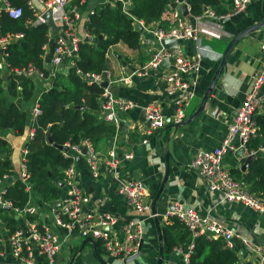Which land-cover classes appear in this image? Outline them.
I'll return each instance as SVG.
<instances>
[{"label": "crops", "instance_id": "crops-1", "mask_svg": "<svg viewBox=\"0 0 264 264\" xmlns=\"http://www.w3.org/2000/svg\"><path fill=\"white\" fill-rule=\"evenodd\" d=\"M222 7L229 10L228 13H230L233 8V1L224 0ZM85 12L82 13L83 17L76 28L79 37H83L86 33L85 23L88 18L84 19ZM227 19L226 22L223 19L214 24H207L206 30L200 34L202 46L205 48L200 72L201 82L195 100L186 111V119L192 117L199 110L232 38L248 27L264 20V0H253L244 13ZM166 24L163 16L161 22L146 25L142 32L141 44L137 49H130L125 44L120 43L108 51L107 70L105 71L112 81L110 89L115 91L117 96L135 102L138 107L119 113L122 122L118 135V153L122 162L116 175L105 164L110 149V141L113 139L111 138L100 150L95 149L101 158L100 176L97 179L94 178L86 161H77V181L80 188L91 198L89 209L95 212L110 213L118 218V223L113 231L120 240L123 239V226L130 221H141L145 231L142 254L129 264H158L161 247L164 248L163 264H186L183 258L185 250L181 247H175L169 251L163 235L162 239L159 238L155 220L149 218L148 214L141 215L129 208L125 198L118 190L119 178L126 180L140 178L146 185L147 201L152 202L165 178L166 158L169 155V180L162 199L157 204V217L161 233L163 234V227L170 224L165 214L173 208V203H180L186 208L197 211L203 217L216 220L223 227L233 231L235 235L234 250L239 256V264L241 262L257 264L255 256L242 245L240 239L264 244V215L258 214L241 204L227 203L220 193L210 192L205 181L191 171L188 164L199 151H213L226 138L236 111L251 92L253 77L261 67V43L264 41V28L244 37L234 46L225 68L226 74L223 80L219 81V84L224 85V89L216 91V94H210L205 110L198 118L183 127L177 128L173 122L175 107L169 101L165 85L160 80L162 72L165 71L164 68L151 71L149 77L146 78H141L136 74V71L146 65L156 50L160 48L158 43H152L153 37L150 30L158 25L165 27ZM180 49L183 54L192 56L196 52V43L192 40L181 41ZM52 54L50 49L46 51L44 56L46 63L51 62ZM122 61L126 62L127 65L124 66ZM73 64L72 60L67 61L64 66L59 68L58 73L67 74ZM0 72L2 78L5 72H8V77L12 74L7 69L0 70ZM8 77L7 80L3 79L5 83H7ZM122 78L130 79L128 83L118 82ZM32 80L35 83L36 92L39 93V98L42 92L48 91L53 86V81L50 79L32 78ZM15 102L21 110L27 112L29 124L23 135H17L12 129H0V139L9 143L11 149L9 154H3L0 157L2 161L8 159L11 163V170L8 173L10 180L7 181L9 187L20 179L23 151L27 149L31 140L30 132L36 120L32 115L33 104L31 102H25L21 95L16 98ZM150 105L162 108L166 125L161 130L148 135L146 134L148 126L146 113L145 118L142 117V113ZM259 116H264V109L257 117ZM101 118L103 119L102 116ZM125 122L128 123V126ZM115 132L116 127L113 135ZM125 154H131L133 158L127 160L124 158ZM260 155L264 157L263 152ZM245 163L246 161L237 156V153H228L223 161L225 168L239 182L243 181L248 170L247 168L245 172L243 171ZM64 189L61 198L68 191L66 186ZM101 198L104 199L103 202L100 200ZM32 203L38 209L37 220L39 223L45 224L61 240L65 241L57 264H71L73 259V264H77L79 260L81 264H101L92 244L83 245L85 239L78 241L80 236L76 234L68 236L65 230L54 225L50 204L44 203L35 194L32 195ZM6 212L10 215L8 211ZM5 217L6 213L0 211V233L7 228ZM17 224H19L18 221ZM4 251L5 255L0 254V264H19L12 256L8 244H5ZM99 254L107 264H125V261L111 258L104 253V250ZM35 264L46 263L43 257L37 256Z\"/></svg>", "mask_w": 264, "mask_h": 264}, {"label": "built area", "instance_id": "built-area-1", "mask_svg": "<svg viewBox=\"0 0 264 264\" xmlns=\"http://www.w3.org/2000/svg\"><path fill=\"white\" fill-rule=\"evenodd\" d=\"M72 0H24L27 7L33 12L36 21L35 24H46L43 15L50 10L53 21L57 27L55 38V47L52 59L48 69L49 76L30 64L24 68H12L8 63V46L24 38V34L1 35L0 30V70L7 69L18 76L26 78L53 79L58 74L59 68L64 66L67 60L77 57L79 47L86 42L89 36L87 33L83 37L77 34V24L82 19V13L79 8H69ZM88 0H83L82 7ZM123 5V10L128 13L130 1L115 0ZM232 11L226 15L219 16L212 8H207L204 14L192 16L190 5L188 10L190 15L185 17L180 9L185 4V0H177L169 5L164 14L166 26H157L150 30L153 37L152 43H158L160 48L152 55L150 61L136 71L141 78L149 77L153 70H161L160 65L164 60L169 65L164 68L160 80L165 85V91L169 101L175 107L173 122L179 125L186 119V111L191 107L197 96V89L201 82L200 72L202 61L205 56V48L202 46L200 34L206 29L207 24H214L223 19L231 18L244 13L253 0H232ZM175 4L177 8H173ZM8 15L11 19L18 20L23 16V8L13 5L9 0H0V21L3 15ZM94 10L90 11V15ZM137 26L146 28L144 21H136ZM159 24V23H158ZM52 38V31H51ZM175 38L179 42L178 48L168 49L162 44L164 40ZM192 40L196 43V52L192 56L183 54L180 49V42ZM45 51L50 49L48 45ZM262 64L260 69L253 77L251 92L246 96L241 106L236 111L233 123L228 128V133L222 144L213 151H199L193 156L188 168L201 177L212 193H220L227 203H237L249 208L250 210L264 215V199L251 193L247 186L237 181L231 172L225 168L223 161L228 153H237L243 150L241 157L246 160L248 157H257L264 148L252 150L249 147L250 142L258 137L259 126L257 116L264 109V41L261 43ZM77 73L82 75L81 71ZM93 77L89 84H97L101 87L104 81L109 82V86L104 89L101 101V116L103 120L116 127L113 139L110 141V149L106 157L105 164L110 171L116 172L121 165L122 158L118 153L119 141L118 135L121 130V119L119 113L127 112L138 107L130 100L123 99L110 89L112 81L109 74L104 71L102 74H87ZM130 78H122L118 82L128 83ZM39 100L32 106V115L37 119L41 115ZM148 121L147 133L153 134L154 131L161 130L166 125V118L162 108L156 105H150L145 108ZM216 113V112H215ZM216 115V114H215ZM35 136V131L30 132V139ZM147 143V141H145ZM63 147L68 151L61 150L65 158H71L72 163L65 171L64 187L68 191L63 198L51 203V214L54 225L65 230L68 236L78 235L82 239L91 238L101 244L104 253L114 259L125 261L135 257L144 240L145 231L141 221H130L123 226V239L120 240L114 233V227L118 223V218L110 213L95 212L89 209L91 198L83 191L77 181V159L83 157L86 161L94 178L100 176L101 158L89 140H83L80 144L67 143ZM86 148V154H83V148ZM29 151H23V161L21 165L20 179L26 182L27 178V160ZM124 158L130 160L131 154H125ZM10 174L6 173L0 176V210H6L11 217H15L19 224L14 231L8 226L0 233V254L5 255V244L11 249V254L19 264H35L37 256L43 257L46 264H57V259L63 250L64 240H61L49 227L39 223L37 220L39 212L32 203V196L24 208L14 207L13 203L5 198L9 185ZM118 190L125 198L129 208L135 210L138 214H148L149 218L155 219L158 215L152 212V202L147 201L148 194L143 181L138 179L118 180ZM27 191L32 193L31 186L27 185ZM102 202L103 198L100 199ZM165 217L169 220L176 218L190 232L192 243L187 251L183 252L184 261L190 264V257L194 250V242L199 237H207L209 240L222 239L225 248L235 249V235L229 228L223 227L216 220H211L201 216L197 211L186 208L180 203H173V208L169 210ZM242 245L247 248L255 259L257 264H264V244L253 243L246 239H240ZM240 264H245L241 262Z\"/></svg>", "mask_w": 264, "mask_h": 264}, {"label": "trees", "instance_id": "trees-1", "mask_svg": "<svg viewBox=\"0 0 264 264\" xmlns=\"http://www.w3.org/2000/svg\"><path fill=\"white\" fill-rule=\"evenodd\" d=\"M9 1L23 8V16L14 20L4 14L0 21L1 35L22 33L24 38L8 46V63L12 68H24L33 64L48 77L50 72L45 68L44 56L45 47L51 40L50 27L47 24H35L36 18L24 0ZM82 1L72 0L69 8L77 7L84 13L88 3L80 7ZM128 1L129 14L124 12L122 3L115 0H105L94 9V14L89 15L85 23V31L89 36L97 38V41L81 44L77 58L73 61L74 65L68 73H58L53 79V86L42 92L38 102L42 113L32 125L35 136L27 145L29 153L26 156V182L17 180L5 195L14 207L24 208L34 194L47 204L54 203L63 196L65 189L60 184H64L65 171L72 159L65 158L60 147L67 143L78 145L83 140H89L95 149L100 150L113 138L115 126L101 118L104 89L97 84H89L85 75H99L107 70V53L111 47L123 43L130 49H137L141 44L142 32L136 21H144L146 25L161 22L169 5L177 0ZM223 2L224 0H190L191 15L200 16L207 8H212L219 16L226 15L229 10L222 7ZM100 36L103 38L99 39ZM78 70L82 75L77 73ZM35 92V83L31 78L12 73L5 83L0 72V129H12L17 135L25 133L29 116L18 107L15 100L21 95L29 103ZM256 119L260 130L258 137L249 144L252 150L264 147V116ZM10 152L9 143L0 139V157ZM260 154L249 164L242 182L251 193L264 199V157ZM10 170V161H2L0 158V176ZM27 185L31 186L32 193L27 191ZM0 211L6 213L7 226L14 231L17 227L16 218L11 217L6 210ZM168 221L170 224L163 227L162 234L168 250L181 247L187 251L192 242L190 232L178 219L171 218ZM102 251L101 244L98 243V252ZM239 262L238 254L235 250L225 248L222 239L209 240L205 236L195 240L190 257V264ZM77 264H81V261Z\"/></svg>", "mask_w": 264, "mask_h": 264}, {"label": "water", "instance_id": "water-1", "mask_svg": "<svg viewBox=\"0 0 264 264\" xmlns=\"http://www.w3.org/2000/svg\"><path fill=\"white\" fill-rule=\"evenodd\" d=\"M105 0H88V5H87V8L88 10L85 12L84 14V19H87L90 15V11L91 10H94L95 8H97V6H99L101 3H104ZM188 5H190V0H185V4L183 6L180 7L183 15L185 17H188L190 15V12L188 10ZM109 7H112L111 4H109ZM173 8H177V6L175 4L172 5ZM43 19L45 20V23L50 27L51 31H52V38L50 40V50L51 52L53 53L54 52V47H55V38L54 36L57 35V27L53 21V18H52V14H51V11L48 10L45 12V14L43 15ZM228 19H224V22H226ZM264 28V20L261 21L260 23L258 24H255L253 26H250L248 27L246 30H244L243 32H241L240 34L236 35L234 38H232V40L230 41L224 55H223V58H222V61H221V64H220V67L219 69L217 70L210 86H209V89H208V92L205 94L204 98H203V101L201 103V106L199 108V110L190 118L184 120L182 123H180L179 125H176L177 128H180V127H183L184 125L186 124H189L191 121L195 120L196 118H198L205 110V106H206V103L208 101V98L210 96V94H216V91L220 90L222 91L224 89V85L223 84H219V81L220 80H223V77L225 76L226 74V66H227V63H228V60L231 56V53H232V50L234 48V46L241 40L243 39L244 37L246 36H249L250 34L254 33L256 30H259V29H262ZM140 31L143 32V28L140 27ZM103 37L100 36L99 39H102ZM87 43H90V42H96L97 41V38H93L91 36H88L85 40ZM163 46L165 48H168V49H172V48H178L179 46V42L175 39V38H172V39H167V40H164L162 42ZM139 48V47H138ZM122 64L124 66L127 65L126 62L122 61ZM169 65V62L167 60H164L162 62V64L160 65V68H165ZM47 68L50 69L51 68V64H48L47 65ZM7 77H8V72H5V74L3 75V79L4 80H7ZM85 79L87 81H93V77L91 76H86ZM109 86V82L108 81H104L102 84H101V88L102 89H105ZM114 94L117 95V93H115L114 91ZM39 99V93L35 92V94L33 95L32 99H31V103L32 104H36L37 101ZM142 117L145 118V110L144 112L142 113ZM128 126V123L125 122ZM60 150H64V151H68V148L66 147H60ZM83 154L85 155L86 154V148L84 147L83 148ZM244 154V151L243 150H239L237 152V156L239 157H242ZM256 157L252 156V157H248L245 161L246 163L244 164L243 166V171L245 172L246 169L248 168L249 164L255 159ZM78 162H81L83 161V157H78L77 159ZM169 175H170V164H169V155L167 156L166 158V175H165V178L163 180V183L159 189V191L157 192L154 200L152 201V212L153 214H157V204L160 202V200L162 199V195L164 193V190L166 188V185L168 184V180H169ZM139 180H141L140 178H138ZM145 185V184H144ZM60 187L63 188L64 187V184L61 183L60 184ZM146 187V185H145ZM155 223H156V226H157V230H158V234H159V238L162 239V233H161V228H160V225H159V219L158 217H155ZM0 229H1V226H0ZM87 243H90L94 246V249H95V252H96V256L98 257L99 261L101 262V264H107L104 259L100 256L99 252H98V244L97 242L94 240V239H91V238H87L84 240L83 242V245H86ZM143 245H144V240L142 241L141 243V247H140V251L139 253L131 258V259H127L125 260V264H129L130 262L138 259L141 254H142V249H143ZM163 261H164V248L161 247L160 248V258L158 260V264H163ZM74 262V259L72 260L71 264H73Z\"/></svg>", "mask_w": 264, "mask_h": 264}, {"label": "rangeland", "instance_id": "rangeland-1", "mask_svg": "<svg viewBox=\"0 0 264 264\" xmlns=\"http://www.w3.org/2000/svg\"><path fill=\"white\" fill-rule=\"evenodd\" d=\"M74 65V64H73ZM45 83V82H44ZM83 239L80 237V239L78 241H82Z\"/></svg>", "mask_w": 264, "mask_h": 264}]
</instances>
